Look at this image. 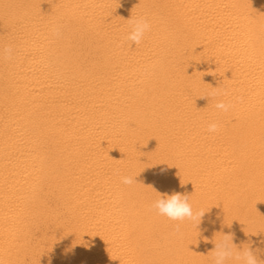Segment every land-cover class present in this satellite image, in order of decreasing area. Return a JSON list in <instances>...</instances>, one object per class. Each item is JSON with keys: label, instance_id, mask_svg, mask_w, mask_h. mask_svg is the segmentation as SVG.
Wrapping results in <instances>:
<instances>
[{"label": "bare ground", "instance_id": "6f19581e", "mask_svg": "<svg viewBox=\"0 0 264 264\" xmlns=\"http://www.w3.org/2000/svg\"><path fill=\"white\" fill-rule=\"evenodd\" d=\"M223 234L264 261V0H0V264H211Z\"/></svg>", "mask_w": 264, "mask_h": 264}, {"label": "clouds", "instance_id": "9594fccd", "mask_svg": "<svg viewBox=\"0 0 264 264\" xmlns=\"http://www.w3.org/2000/svg\"><path fill=\"white\" fill-rule=\"evenodd\" d=\"M128 21L130 30L125 39L131 46L133 44L138 46L142 43L146 33L150 31V21L147 17L133 18L132 15ZM2 54L6 58H11L13 48L10 45L5 46ZM213 95L217 94L214 93ZM215 108L228 112L232 108V104L218 100L215 103ZM219 127L220 125L213 121L209 123L207 130L210 133H214ZM136 177L123 176L121 177V182L125 185H132L133 183H137ZM190 198L191 196L180 193H173L171 195L160 194V197L153 202L152 208L157 210L159 215L165 216L169 220L178 222L190 221L199 225L206 212L203 210L194 211ZM214 245V249L210 252L211 264H228L229 261H233L234 264H264V261L258 258L250 245L245 244L242 248H238L233 242V236L230 234H223L222 239L214 241Z\"/></svg>", "mask_w": 264, "mask_h": 264}]
</instances>
